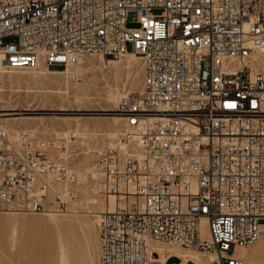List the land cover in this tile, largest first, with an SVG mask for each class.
Instances as JSON below:
<instances>
[{
    "label": "built area",
    "instance_id": "2783aa9c",
    "mask_svg": "<svg viewBox=\"0 0 264 264\" xmlns=\"http://www.w3.org/2000/svg\"><path fill=\"white\" fill-rule=\"evenodd\" d=\"M130 50L144 79L98 157L100 195L123 198L98 213L99 264H155L151 242L214 255L185 264H243L236 247L264 238V0H0L8 70ZM74 140L0 131V211L67 212L77 191L52 190L76 183Z\"/></svg>",
    "mask_w": 264,
    "mask_h": 264
},
{
    "label": "rangeland",
    "instance_id": "374dc122",
    "mask_svg": "<svg viewBox=\"0 0 264 264\" xmlns=\"http://www.w3.org/2000/svg\"><path fill=\"white\" fill-rule=\"evenodd\" d=\"M159 12L160 10H154V13ZM136 17V12L129 14L128 27H137ZM128 49H131L130 44H128ZM106 57H99L96 54L84 55L68 73L64 67L57 66L48 72L42 70L37 73H25V71L16 70V72L2 76L0 113H24L15 116L17 120L8 122L11 124L2 123V125L7 126L6 128L11 131L33 130L38 135L74 132L75 140L69 144V155L65 161L76 173L77 180L78 172L80 173L84 168H93L98 177L88 178V189L85 190V192L88 191L87 193L78 188L77 181L74 185H68V188L71 187L77 191V199L70 206L68 213L57 214L56 217H60L58 220L62 224L59 229L50 224L51 216L48 214L26 212L13 214L0 211V217L5 219L0 231V264H59L58 241L60 237H65L66 242L70 243L68 245L61 238L68 245V249L70 247L72 264H86L87 262V264H99L98 217L96 216L103 209L97 207L93 209L92 205L85 204V202L89 203V200L95 198L99 203L107 206L108 198L102 197L99 193L101 171L97 162L99 155L111 147V143H115V138L119 137L122 130L123 120L114 118L119 113L118 103L116 104L114 97L118 93L126 95L140 92L144 77L141 58L136 57L132 60L129 56H122L118 59H113V56ZM113 60H115L114 64L108 63ZM53 71L66 73L58 74ZM113 93L117 94L112 97ZM76 124L79 126L77 127ZM109 134H115L117 137L111 139ZM85 160L86 162H83ZM85 214L87 216H84ZM11 217H17L18 221L11 220ZM14 229L17 232V240L11 244ZM68 234H73V238L70 236V239ZM256 243L249 247H253ZM84 252L87 258L83 256L85 258L83 262ZM261 261L259 258L258 264H262L263 261ZM168 263L179 264V258L174 256L169 259Z\"/></svg>",
    "mask_w": 264,
    "mask_h": 264
},
{
    "label": "bare ground",
    "instance_id": "6f19581e",
    "mask_svg": "<svg viewBox=\"0 0 264 264\" xmlns=\"http://www.w3.org/2000/svg\"><path fill=\"white\" fill-rule=\"evenodd\" d=\"M128 54V55H127ZM100 56H107L106 58H108L109 56L110 57H112L113 56V59L115 58V59H118V58H120V57H122V56H129V57H131L130 59H132V58H134V59H136V57H138V58H141L142 59V57L136 52V51H128L127 53H125V54H122V55H117V56H114V55H99V57ZM1 58V57H0ZM80 60V59H79ZM133 60V59H132ZM131 60V61H132ZM121 61V60H120ZM137 61V60H136ZM134 62H135V60H134ZM109 64H114L115 63V60H113V61H109L108 62ZM117 63H118V61H117ZM76 65H74V66H68L67 68H68V70H67V68L66 69H64V70H66L67 71V73L70 71V69L72 68V67H75ZM0 70H2V72H3V74H2V76H4V74L6 75V74H9V73H13V72H16V70H21V71H25V73L26 72H28V73H30V72H40V71H42V70H45V72H48V71H50V69H47V68H45V67H39L38 69H36V70H28V69H25V68H15V69H11V70H8L7 68H5V64L4 63H2L1 64V60H0ZM20 72V71H19ZM54 73L56 72V73H66V72H64V71H53ZM77 72V71H76ZM34 74V73H33ZM2 78V77H1ZM1 78H0V80H1ZM143 79H144V77H143ZM137 81V80H136ZM135 82V81H134ZM138 82V81H137ZM136 82V83H137ZM143 84V83H142ZM115 88V87H114ZM135 89V88H134ZM141 89H142V87H141ZM141 89L139 90V91H141ZM112 93V92H111ZM123 93V92H122ZM107 94V93H106ZM117 94V93H116ZM116 94H111V96L113 95H116ZM120 93H118L115 97H114V100H116L117 102H116V104L117 103H119V101H120V99L124 96L123 94V96L120 94ZM110 95V94H109ZM108 95V96H109ZM112 96V97H113ZM108 99V98H107ZM106 99V100H107ZM112 99V98H111ZM113 100V101H114ZM112 102V101H111ZM115 104V103H114ZM118 105V104H117ZM5 111V110H4ZM14 111H15V109H14ZM4 113V112H3ZM13 113V112H12ZM11 112H10V114H8V113H4V114H1L0 113V131H3V130H5V131H8V132H11V134L12 135H17V134H19L20 132H23V131H26V130H22V131H11V130H9V129H7L6 127H4V125H2V123L3 124H6V125H9V124H11V123H8V122H11V120H15L17 117H15V116H19V115H23L24 113H13L12 114ZM23 117V116H22ZM25 118H27V117H25ZM115 119H122L123 120V126H122V130H123V128H124V126H125V122H126V119L124 118V116L121 114V113H118L115 117H114ZM114 119V120H115ZM17 120V119H16ZM121 120V121H122ZM3 121V122H2ZM116 121V120H115ZM114 121V122H115ZM120 121V120H119ZM117 123V122H116ZM121 123V122H120ZM76 126L78 127L79 125L78 124H76ZM10 127V126H9ZM74 129V128H73ZM76 129H78V128H76ZM122 130H121V132H122ZM31 131H33V130H31ZM73 131V130H72ZM76 131V130H75ZM34 132V131H33ZM78 132V131H77ZM116 132V131H115ZM35 133V132H34ZM69 134H73V135H76V134H74V132H69ZM120 135H121V133L119 134V137H120ZM19 136V135H18ZM18 136H13V138H14V140H17L18 139ZM110 136H112V137H110ZM106 137H107V135H106ZM115 137H117L115 134H112V135H110L109 134V138H115ZM119 137L118 138H115V143L117 142V140L119 139ZM108 138V139H109ZM114 143V144H115ZM114 144H110L111 145V147L114 145ZM69 147V146H68ZM110 148V147H109ZM65 161V160H64ZM83 162H86V160L85 161H83ZM82 163V162H81ZM83 164H86V163H83ZM82 164V165H83ZM98 165V164H97ZM99 166V165H98ZM77 167H79V165L77 166ZM82 167V166H81ZM84 167V166H83ZM82 167V168H83ZM100 167V166H99ZM95 168V167H94ZM78 169V168H77ZM100 171H101V168H100ZM78 180H76L77 181V184H78V188H80L82 191L84 190V193H87V192H85V190L86 189H88V186H87V183H88V178L89 177H91V178H97L98 176H97V173L95 172V170L92 168V169H82V171L79 173L78 172ZM100 176H101V172H100ZM90 181V180H89ZM89 183H91V182H89ZM68 185H71V184H69V183H55L54 185H53V190H52V192H53V194H56V192H63V191H65V189H67L68 188ZM99 186H100V183H99ZM79 189V190H80ZM90 193H91V190H90ZM92 194V193H91ZM90 194V195H91ZM93 195V194H92ZM86 196V195H85ZM112 196V197H111ZM111 196H109V197H107L108 198V201H107V206H104L102 203H99L95 198H92L91 200H89V203H87V202H85V204H90V205H92V208L93 209H95V207H97V208H99V209H110V210H113L114 208H116V207H118L119 205H122L123 204V198L122 197H120V196H115V195H111ZM106 198V199H107ZM135 199V197H130V200L131 201H133ZM81 206V205H80ZM79 206V207H80ZM104 206V207H103ZM82 207V206H81ZM85 208V207H84ZM91 208V209H92ZM96 208V209H97ZM6 212H11V213H17V212H12V211H9V210H6ZM69 212V210L67 211V212H65V213H60V212H53V211H51V212H48V213H46V214H48L49 216H51L49 219V221H50V224L51 225H53V226H55L56 228H60L61 227V223H60V220H58L59 218H57L56 216H57V214H66V213H68ZM89 212V211H88ZM92 212V211H91ZM27 213V212H26ZM73 213H75V212H73ZM36 214H38V213H36ZM76 214V213H75ZM75 214H73V215H75ZM16 216V215H15ZM84 216H87L86 214L84 215ZM95 216V215H94ZM26 217V216H25ZM96 217H98V214H97V216ZM62 218V217H61ZM4 218H1L0 217V231H1V229L3 228V225H4ZM11 220H15V221H18V218L17 217H15V218H12L11 217ZM67 220H70V219H67ZM78 220V219H77ZM24 221V220H23ZM62 221V220H61ZM40 222V221H39ZM42 222V221H41ZM66 222H68V221H66ZM79 222V221H78ZM80 223V222H79ZM97 223H98V218H97ZM85 224V223H84ZM92 224V223H91ZM44 225V224H43ZM67 225H68V223H67ZM46 224H45V228H46ZM93 226V225H92ZM80 227H81V225H80ZM41 228H43V226H42V224H41ZM67 228V227H66ZM88 228V227H87ZM201 228H202V235H204V236H207V228H206V220L205 219H203L202 220V222H201ZM69 229V228H68ZM67 229V230H68ZM83 229V228H82ZM72 230H73V228H72ZM71 230V231H72ZM42 231V230H41ZM58 232V231H57ZM73 232V231H72ZM63 233V232H62ZM61 233V234H62ZM75 234V233H74ZM98 234V247H99V232L97 233ZM96 233H95V235H97ZM58 235H59V233H58ZM69 235V234H68ZM73 235V234H72ZM72 235H69V238H70V236H71V238H73V236ZM61 236V235H60ZM59 236V237H60ZM64 236V235H63ZM97 237V236H96ZM57 238H58V236H57ZM61 238H63V237H60V240L58 241L59 243V264H72V259H71V253H70V247H69V249H68V245L70 244V243H67L66 242V239H65V237L63 238L64 240H65V242L68 244H66L65 242H64V240H62ZM68 238V239H69ZM70 238V239H71ZM86 238V237H85ZM97 239V238H96ZM17 240V232L15 231V229H14V231H13V235H12V238H11V244L13 243H15V241ZM71 241V240H70ZM73 241V240H72ZM96 241V242H97ZM255 242H257L256 243V245H254L253 247H249L250 245H248V246H238V247H236V249H235V254H236V256L238 257V258H240L242 261H243V264H258V259L260 258L262 261H263V263L262 264H264V238H259L258 240H256ZM254 242V243H255ZM253 243V244H254ZM0 244H1V240H0ZM57 244V245H58ZM67 245V246H66ZM88 245V244H87ZM151 248L152 249H155V250H157L158 252H159V254H160V258L159 259H156V261H155V264H160L161 262H166V260H167V258L169 257L168 255H170V254H175V253H177V255L178 256H180L182 259H183V264H185L186 263V261L187 260H193V261H195V262H200L202 259H203V257L204 256H208L209 258H213L214 257V255L213 254H211V253H204V252H200V251H196V250H193V249H187V248H182V247H180V246H177V245H173V244H162V243H158V242H151ZM73 246V245H72ZM96 246V245H95ZM58 247V246H57ZM79 247H81L80 245H79ZM83 248V247H82ZM77 249H78V247H77ZM80 249V248H79ZM83 249H85V248H83ZM82 249V250H83ZM97 249V248H96ZM87 250V249H86ZM76 251H78V250H76ZM85 251V250H84ZM87 251H89V250H87ZM98 251V250H97ZM80 253V252H79ZM78 253V254H79ZM81 253H82V251H81ZM75 254V253H74ZM82 255V254H81ZM87 255V254H86ZM85 255V252H84V255H82V257L83 256H85L86 258H87V256ZM90 255V254H89ZM78 256H80V254L78 255ZM79 258H81V257H79ZM89 258V257H88ZM75 259V258H74ZM84 257H83V262H84ZM93 258H91V260H92ZM87 261V260H86ZM89 261V260H88ZM261 261V262H262ZM92 262V261H91ZM260 262V263H261ZM74 263V262H73ZM86 263V262H85ZM88 263V262H87ZM86 263V264H87ZM90 264V263H89ZM92 264V263H91Z\"/></svg>",
    "mask_w": 264,
    "mask_h": 264
},
{
    "label": "crops",
    "instance_id": "0c3cea01",
    "mask_svg": "<svg viewBox=\"0 0 264 264\" xmlns=\"http://www.w3.org/2000/svg\"><path fill=\"white\" fill-rule=\"evenodd\" d=\"M174 256L177 257V258H179L178 255H177V253H175V254L170 255V256L168 257V261H169L170 258H172V257H174ZM179 262H180V261H179Z\"/></svg>",
    "mask_w": 264,
    "mask_h": 264
}]
</instances>
